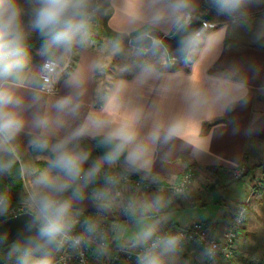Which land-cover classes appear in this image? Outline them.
<instances>
[{
	"label": "clouds",
	"instance_id": "9594fccd",
	"mask_svg": "<svg viewBox=\"0 0 264 264\" xmlns=\"http://www.w3.org/2000/svg\"><path fill=\"white\" fill-rule=\"evenodd\" d=\"M262 3L141 0L138 16L112 46L113 56L127 58L122 71L131 81H120L102 108L92 111L88 85L108 65L94 60L85 67L77 56L94 36L102 0H0V175H10L19 165L26 181L19 215L12 212L15 194L0 191V220L25 221L20 232H0L9 264H55L65 248L108 256L116 238L110 241V229L86 214V202L100 213L119 208L131 222L135 231L119 248L133 254L136 264H171L182 237L151 218L158 199L125 201L121 182L147 178L158 149L179 138L177 125L149 123L140 112L132 123L116 121L108 105L130 84L163 91L177 64L192 65L216 51L228 27L253 31L251 9ZM214 16L225 23L218 26ZM254 34L264 35V22L255 24ZM247 102V81L234 72L206 74L195 84L189 78L184 92L188 112H228ZM22 135L45 161L43 167L23 161Z\"/></svg>",
	"mask_w": 264,
	"mask_h": 264
},
{
	"label": "crops",
	"instance_id": "0c3cea01",
	"mask_svg": "<svg viewBox=\"0 0 264 264\" xmlns=\"http://www.w3.org/2000/svg\"><path fill=\"white\" fill-rule=\"evenodd\" d=\"M102 2L103 11L97 23L103 25V32L109 36H118L128 27L138 16L141 5V0ZM251 12L255 30V24L264 22V3L254 6ZM213 22L218 26L225 23L215 16ZM254 30L228 27L223 43L216 51L198 58L192 65L177 64L163 91H158L157 85L141 87L130 84L119 99L114 97L108 105L110 118L116 121L132 123L140 112L149 123L175 122L177 125L179 138L158 149L149 175L141 177L154 181V187L139 191L136 196L138 200L149 202L158 199L159 203L150 209L153 212L151 218L163 220V227L201 220L212 223L218 231L226 224L228 209L235 202L264 194L260 188L264 163V35L256 37ZM94 60H99V52L93 45L78 53L80 65L87 67ZM233 72L247 81L246 104H238L228 112L215 109L188 112L184 92L189 78L195 84L206 74ZM122 80L131 81V76L128 73L115 75L103 88L106 78L96 74L88 85V109L99 111L106 95L114 93L115 86ZM19 144L28 146V137L22 135ZM188 165H194L198 170L193 186L185 194L171 191L168 185L177 182ZM240 165H247L248 171L242 178L232 179L230 171ZM254 172L253 178L247 179ZM215 175L221 177V186L213 187ZM85 207L97 220H110L116 244L127 241L135 231L131 222L119 215V208L100 213L87 202ZM247 223L246 219L241 239L248 232ZM221 259L210 261L197 246L186 244L184 250H179L171 258V264H203L204 260L217 264L216 261Z\"/></svg>",
	"mask_w": 264,
	"mask_h": 264
},
{
	"label": "built area",
	"instance_id": "2783aa9c",
	"mask_svg": "<svg viewBox=\"0 0 264 264\" xmlns=\"http://www.w3.org/2000/svg\"><path fill=\"white\" fill-rule=\"evenodd\" d=\"M247 168L245 165L238 166L230 171L232 179H240L245 174ZM198 174L197 167L188 165L182 176L177 182L168 185V188L179 194H185L193 184ZM222 180L219 175L213 176L212 185L221 186ZM154 181L144 179L139 176L127 177L121 182V190L124 193L125 201L130 198H136L139 191H148L154 187ZM132 187L134 190H130ZM249 199H243L234 203L233 209L228 213L226 226L215 230L212 223L197 220L190 223L179 225L170 224L163 227V230L168 233H173L182 237L179 250H184L186 244H192L202 250L205 257L212 261L216 258L232 259L236 253L239 240L244 232L247 213L249 210ZM23 211V204L13 207V214L19 215ZM86 214L95 218L91 211H86ZM119 215L123 216L121 210ZM2 220H0L1 222ZM105 229H110L109 240L113 238V228L108 218L98 220ZM206 250L212 254L207 255ZM7 250L0 249V264H9L5 259ZM103 256L97 257L92 249L83 251V255L77 254L71 248H65L55 256V264H102ZM110 263L136 264L135 256L123 252L119 248V244L112 242L111 252L106 256Z\"/></svg>",
	"mask_w": 264,
	"mask_h": 264
},
{
	"label": "rangeland",
	"instance_id": "374dc122",
	"mask_svg": "<svg viewBox=\"0 0 264 264\" xmlns=\"http://www.w3.org/2000/svg\"><path fill=\"white\" fill-rule=\"evenodd\" d=\"M102 27V24H98L96 22L94 28V36L89 45H93L98 50L99 60L103 61L108 65L107 70L104 73L99 74L102 76L104 75V77L106 78V82H103V88H106L109 83V80H111L113 76L125 74L122 69L124 65L128 63V60L126 57L123 56L112 55L113 42L119 38V35L118 37H116L114 34L109 36V34H105V32H103ZM107 78H109V80ZM20 154L25 163H30L32 165H35L36 167H43L45 165V161L43 159L38 158L39 154L33 152L32 149L27 145L20 146ZM245 167L247 168V165H245ZM246 171H248V169ZM254 174L255 172L249 174V177L247 179L253 178ZM23 182L25 190V179H23ZM192 186L193 184L191 185V187ZM260 195L261 194H259L257 198H248L250 201V211L247 217L248 232L246 233V237L240 240V245L238 247L239 253L237 252V255L235 253L233 259H221L220 262L219 260H217V264H246L249 261L258 262L264 259V194L263 196ZM21 204H23L22 201L18 204L13 205V207ZM233 206L234 204L228 209V213L232 211ZM224 226H226V224ZM224 226L220 228H224ZM128 231L130 230L128 229ZM0 249L8 251V246L0 247ZM181 257L185 258L183 256ZM203 264L211 263L204 260ZM212 264L216 263L212 262Z\"/></svg>",
	"mask_w": 264,
	"mask_h": 264
},
{
	"label": "trees",
	"instance_id": "16d2710c",
	"mask_svg": "<svg viewBox=\"0 0 264 264\" xmlns=\"http://www.w3.org/2000/svg\"><path fill=\"white\" fill-rule=\"evenodd\" d=\"M116 36V35H115ZM118 37V36H116ZM33 44L35 45L34 49H33V54L35 55L36 49L39 48V38L35 39L33 41ZM105 92H103L102 94H104ZM98 152H94V156L98 155ZM262 177H261V192L264 193V163L262 164ZM19 165H17L13 170L12 173L10 175H0V191H5V192H9L12 194H15V204L20 203L23 200V195H24V182H23V178H21L20 174H19ZM257 185V184H256ZM250 211V206H249V210L248 213ZM248 213H247V217H248ZM206 222V221H205ZM103 263L102 264H117V263H110L109 260H107L106 256H103ZM224 259V258H223ZM122 264V263H119ZM246 264H264V259L260 260L258 262L256 261H249Z\"/></svg>",
	"mask_w": 264,
	"mask_h": 264
},
{
	"label": "water",
	"instance_id": "95a60500",
	"mask_svg": "<svg viewBox=\"0 0 264 264\" xmlns=\"http://www.w3.org/2000/svg\"><path fill=\"white\" fill-rule=\"evenodd\" d=\"M24 222L25 221L23 219L15 221L14 223H4V221L2 220L0 222V232H11V233L20 232L23 230ZM4 246H0V247H4Z\"/></svg>",
	"mask_w": 264,
	"mask_h": 264
}]
</instances>
